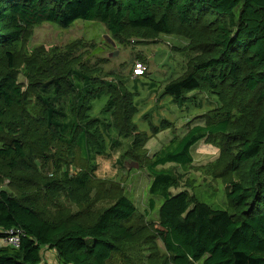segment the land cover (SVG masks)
Instances as JSON below:
<instances>
[{
    "label": "trees",
    "instance_id": "trees-1",
    "mask_svg": "<svg viewBox=\"0 0 264 264\" xmlns=\"http://www.w3.org/2000/svg\"><path fill=\"white\" fill-rule=\"evenodd\" d=\"M77 19L102 22L115 39L181 29L190 37L189 44L202 49L192 69L168 82L164 93L183 105L191 92L210 90L224 109H216L213 121L190 127L148 160L150 208L155 197L163 199L151 227L164 245L168 264H264V0H0V129L11 133L0 144V173L8 172L10 178L12 172L34 169L32 146L19 133L31 120L50 140L64 142L71 156L76 149L86 156L106 150L101 121L91 118L88 110L105 88L112 90L108 82L96 84L90 75L75 71L80 82L73 84L70 119L58 96L50 93L37 95L40 116L19 111L26 101L14 71L17 44L35 25L68 27ZM58 88L56 84L55 93ZM107 105H115L113 97ZM136 111L130 104V116ZM205 138L223 140L231 156L230 170L248 176L245 182L231 181L226 210L214 209L187 190L173 193L177 175L158 168L167 163L190 165L191 148ZM43 187L47 197L63 196L76 205L89 203L93 193L86 171L64 170L47 178ZM136 214V205L121 193L90 220L88 215L79 219L76 212L47 218L36 201L1 189L0 240L9 229L24 232L19 247L0 245V264H46L44 247L57 252L60 264H111L122 243L142 235L145 227L131 222Z\"/></svg>",
    "mask_w": 264,
    "mask_h": 264
},
{
    "label": "rangeland",
    "instance_id": "rangeland-1",
    "mask_svg": "<svg viewBox=\"0 0 264 264\" xmlns=\"http://www.w3.org/2000/svg\"><path fill=\"white\" fill-rule=\"evenodd\" d=\"M189 42L190 37L181 29L155 37L129 33L124 39H115L102 22L86 19H77L68 27L43 22L28 30L16 46L14 71L23 84L26 101L19 111L40 116L37 95L50 93L58 96L59 106L64 107L70 119L73 84L80 82L73 75L75 71L90 75L96 84L108 82L112 90L105 88L99 98L91 100L88 110L91 118L101 121L106 150L86 156L76 149L71 156L64 142L50 140L31 120L19 127V133L32 146L34 169L12 172V178L8 172H1L0 190L36 201L47 218L76 212L79 219L88 215L89 220L124 193L137 207L131 222L145 229L138 238L122 243L111 264H168L164 245L154 237L151 227L152 221L158 220L163 199L155 197V206L150 208L148 160L190 127L213 121L214 111L224 107L210 90L191 92V98L183 105L164 93V86L183 77L201 55L202 49ZM137 62H143L146 70L135 79L133 69ZM45 84L47 92L43 90ZM56 84L59 88L55 93ZM112 97L115 105L108 106ZM130 104L137 108L131 116ZM162 125L168 128L155 133L154 128ZM10 134L0 129V144L11 138ZM226 146L221 139L205 138L191 148L190 165L167 163L158 168L170 169L177 175L178 185L172 188L173 193L187 190L214 209L226 210L230 206L227 192L231 181L245 182L248 177L245 171L230 170L231 156L225 152ZM64 170L71 174L90 173L93 193L89 203L76 205L63 196L45 195V180ZM51 258L54 260L55 256Z\"/></svg>",
    "mask_w": 264,
    "mask_h": 264
},
{
    "label": "built area",
    "instance_id": "built-area-1",
    "mask_svg": "<svg viewBox=\"0 0 264 264\" xmlns=\"http://www.w3.org/2000/svg\"><path fill=\"white\" fill-rule=\"evenodd\" d=\"M146 66L143 62H137L134 65L133 76H141L145 73ZM23 230L19 227H15L7 230L6 235L0 240V245H8L12 247H19Z\"/></svg>",
    "mask_w": 264,
    "mask_h": 264
},
{
    "label": "crops",
    "instance_id": "crops-1",
    "mask_svg": "<svg viewBox=\"0 0 264 264\" xmlns=\"http://www.w3.org/2000/svg\"><path fill=\"white\" fill-rule=\"evenodd\" d=\"M142 76V75H141ZM141 76H134V78H138V77H141ZM51 254V256H49V254ZM44 256L45 259H43V262H45L46 264H60L59 263V260H58V256H57V252L53 249H48L46 247H44L42 249V257ZM55 256V259L52 260L51 257Z\"/></svg>",
    "mask_w": 264,
    "mask_h": 264
}]
</instances>
